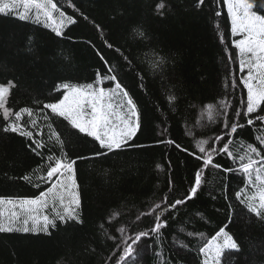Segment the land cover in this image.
<instances>
[{
  "label": "trees",
  "instance_id": "obj_1",
  "mask_svg": "<svg viewBox=\"0 0 264 264\" xmlns=\"http://www.w3.org/2000/svg\"><path fill=\"white\" fill-rule=\"evenodd\" d=\"M72 2L79 11L68 7L67 0H58L66 14L78 18L59 37L31 18L0 15V86L10 87L6 106L13 112L24 107L38 110L62 98L63 89L57 90L62 83H92L97 73L105 74L111 66L137 103L141 129L129 146L96 156L97 142L54 117L53 127L65 140L68 157H83L74 166L83 223L58 221L49 229L51 235L0 233V264H115L123 241L148 231L155 214L167 218L168 226L158 236L142 238L136 246L137 264H202L198 249L225 226L240 250L226 251L222 264H264V222L234 198V190L241 186L238 173L209 168L192 200L175 210L161 203L164 197L169 202L183 198L193 185L194 173L202 165L191 154L196 140L225 131V117L214 115L215 122L209 121L207 115L201 116L203 106L225 98L231 104L229 117L239 120L232 109H240L241 101H246L233 47L238 36H232L226 5L222 0H205L200 7L196 0H165L164 15H158L155 6L160 0ZM251 2L264 14L260 7L264 0ZM134 28L144 37L134 36ZM108 43L114 47L108 48ZM161 57L165 63L153 67ZM105 86L110 83L105 81ZM169 93L177 97L174 106L167 101ZM7 123L0 111V197H35L50 186L35 187L33 175L39 166H46L49 152L44 149L43 157L36 155L28 138L3 131ZM40 126L47 133L43 121ZM259 128L246 126L233 139L255 143ZM189 129L197 133L195 138L186 135ZM161 139H174L189 151L158 143ZM215 159L223 167H238L223 154ZM25 175L32 182L24 180ZM157 203L161 208L156 213L137 220ZM113 213L119 215L110 219ZM121 227L124 233L117 231Z\"/></svg>",
  "mask_w": 264,
  "mask_h": 264
},
{
  "label": "snow or ice",
  "instance_id": "obj_2",
  "mask_svg": "<svg viewBox=\"0 0 264 264\" xmlns=\"http://www.w3.org/2000/svg\"><path fill=\"white\" fill-rule=\"evenodd\" d=\"M67 3L68 7L79 11L72 0H67ZM204 3L205 0H196L197 7ZM222 3L226 5L227 15L231 20L232 36L240 37L233 40V47L239 57V70L244 74L240 77V83L246 89V101H241L240 109H232V116L239 120L229 117L231 104L225 98L203 106L201 116L207 115L209 121L215 122L214 115L225 117L223 121L225 131L208 139L196 140V150L191 154L202 161V165L194 173L193 185L183 198L169 202L168 198L164 197L161 203L167 204L168 209L175 210L177 206L192 200L197 196L202 183L206 182L205 170L213 168L240 175L241 186L239 190H234V198L247 209V213L264 222V14L259 12L251 0H222ZM165 10L166 2L160 0L155 6V11L158 15H164ZM13 14L20 20L31 18L36 23H43L58 37L63 36V30L76 24L78 19L74 15L66 14L62 6H58V0H0V15ZM220 14L219 11L216 12L217 16ZM84 19H87V16H84ZM133 34L144 37V32L139 28H134ZM107 47L114 46L108 43ZM116 51L119 52L120 49L117 48ZM101 59H104L103 56ZM105 63L108 62L105 60ZM164 63V58H158L153 62V67L159 68ZM105 81H108L110 86H105ZM9 83L10 86H14ZM60 89H63L62 98L56 102L44 103L38 110L24 107L13 112L6 106L10 87L0 86V111L3 119L8 122L3 127V131L18 133L28 138L31 142V150L38 156L43 157L42 150H48L46 166H39L33 171V175L36 176L35 187H39L40 183L50 185L32 198L0 197V233L42 232L51 235L49 229L56 228L58 221L83 223L79 214L81 200L74 167L77 159L83 157L77 159L68 157L65 151L66 142L61 133L53 127L54 117L62 118L71 129L97 142L100 150L96 152V156H104L129 146V142L141 129V114L137 103L111 66L107 68L105 74L97 73L92 83L64 82L57 90ZM176 100V95L169 93L168 103L174 106ZM25 116L28 119L22 123ZM40 121L44 122L47 133L40 126ZM257 125L260 126L258 129L260 135L255 136V143H244L233 139L241 135L239 130L245 129L246 126L256 128ZM166 131L167 129H164L161 135L163 136ZM186 135L195 138L197 133L189 129ZM158 143L173 145L185 152L189 151L174 139H161ZM218 144L222 146L217 147ZM54 149H58V154ZM221 154L238 167H223L215 159ZM41 171L44 172L43 175L39 174ZM23 179L32 182V177L29 175H25ZM161 203L141 213L137 216V220L142 216L156 213V209L161 208ZM4 205L11 206L7 214L2 209ZM118 215L119 213H113L110 219ZM167 226V218L162 219L159 214H155L154 224L148 231H140L123 241L124 247L115 264H137L140 252L136 246L142 238L158 236L161 229ZM100 227L103 228L104 225ZM117 231L124 233L125 229L121 227ZM189 235L196 234L189 233ZM109 239L115 237L109 236ZM181 246L186 247V245ZM233 250L238 252L240 245L226 230V226L221 227L198 249L202 256V264H222L223 254Z\"/></svg>",
  "mask_w": 264,
  "mask_h": 264
},
{
  "label": "rangeland",
  "instance_id": "obj_3",
  "mask_svg": "<svg viewBox=\"0 0 264 264\" xmlns=\"http://www.w3.org/2000/svg\"><path fill=\"white\" fill-rule=\"evenodd\" d=\"M34 20V19H33ZM240 37L238 36V39H239ZM244 75V74H243ZM1 86H6V87H9V85H1ZM2 209H3V211L5 212V214H7L10 210H11V206H9V205H4V206H2Z\"/></svg>",
  "mask_w": 264,
  "mask_h": 264
}]
</instances>
